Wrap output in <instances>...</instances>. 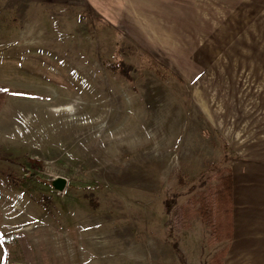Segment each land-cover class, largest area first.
<instances>
[{
  "label": "rangeland",
  "instance_id": "374dc122",
  "mask_svg": "<svg viewBox=\"0 0 264 264\" xmlns=\"http://www.w3.org/2000/svg\"><path fill=\"white\" fill-rule=\"evenodd\" d=\"M26 7L0 0V86L9 89L0 109V239L20 235L30 251L16 248L4 261L0 244V264H182L164 199L174 193L183 205L213 167L229 165L220 130L234 132L233 119L202 112L193 67L172 72L90 9ZM211 58L215 68L229 60ZM52 94L69 99L66 109ZM59 177L62 190L51 184ZM188 223L177 231L185 264H208L223 243L208 242L198 217Z\"/></svg>",
  "mask_w": 264,
  "mask_h": 264
},
{
  "label": "crops",
  "instance_id": "0c3cea01",
  "mask_svg": "<svg viewBox=\"0 0 264 264\" xmlns=\"http://www.w3.org/2000/svg\"><path fill=\"white\" fill-rule=\"evenodd\" d=\"M14 1L29 7L24 10L84 6L172 72H186L183 64L193 67L189 81L202 112L209 120L229 116L235 128L220 130L231 150L232 174L225 264H264V0ZM220 52L229 59L222 69L211 58ZM218 101L234 111L223 113Z\"/></svg>",
  "mask_w": 264,
  "mask_h": 264
},
{
  "label": "trees",
  "instance_id": "16d2710c",
  "mask_svg": "<svg viewBox=\"0 0 264 264\" xmlns=\"http://www.w3.org/2000/svg\"><path fill=\"white\" fill-rule=\"evenodd\" d=\"M120 72L124 75L128 74L123 69ZM8 93L9 89L0 86V109L5 103ZM213 168V174L205 179V187L198 192L196 197L190 196L183 205H178L177 195L174 193L167 194L164 199L163 211L167 216V235L171 239L170 244L173 251L182 264H185V259L178 246L177 231L181 227H188V219L191 217H198L208 228L210 244L223 243V246L211 256L208 264H225V256L232 238V174L229 165ZM5 174L10 182L18 181L11 174ZM18 236L20 235L0 239L4 261L14 255L16 248L21 249L24 253L30 251L27 244L16 240Z\"/></svg>",
  "mask_w": 264,
  "mask_h": 264
},
{
  "label": "bare ground",
  "instance_id": "6f19581e",
  "mask_svg": "<svg viewBox=\"0 0 264 264\" xmlns=\"http://www.w3.org/2000/svg\"><path fill=\"white\" fill-rule=\"evenodd\" d=\"M77 72H79L77 69L73 71L69 70L67 76L72 79V84H77L79 87L84 88V86H86V80L80 81V78L78 77ZM88 93L89 92H87V90H84V91L82 90V92L80 93V99L83 100V102L80 103L81 106H86L87 100L85 97H87ZM51 96L52 98L49 101L52 103L53 106L62 107V109L63 108L66 109V105L69 103L68 98L57 96V94H52ZM101 111L102 109H100V103L98 102L97 106L94 108V113H97V112L101 113ZM72 120L76 121V118H73Z\"/></svg>",
  "mask_w": 264,
  "mask_h": 264
},
{
  "label": "water",
  "instance_id": "95a60500",
  "mask_svg": "<svg viewBox=\"0 0 264 264\" xmlns=\"http://www.w3.org/2000/svg\"><path fill=\"white\" fill-rule=\"evenodd\" d=\"M54 188L62 190L66 186V181L64 178L59 177L51 181Z\"/></svg>",
  "mask_w": 264,
  "mask_h": 264
}]
</instances>
